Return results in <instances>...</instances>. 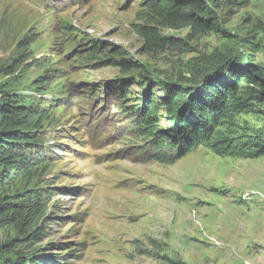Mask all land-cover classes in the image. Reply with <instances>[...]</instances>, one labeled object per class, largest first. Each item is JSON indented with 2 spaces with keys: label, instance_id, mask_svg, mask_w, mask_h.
I'll use <instances>...</instances> for the list:
<instances>
[{
  "label": "rangeland",
  "instance_id": "1",
  "mask_svg": "<svg viewBox=\"0 0 264 264\" xmlns=\"http://www.w3.org/2000/svg\"><path fill=\"white\" fill-rule=\"evenodd\" d=\"M202 1L211 30L159 28L185 45L149 51L134 29L142 0H0V87L45 114L47 163L31 183L53 193L39 264H264V155L199 146L160 163L130 130V107L160 98L162 82L197 76L202 89L231 77L245 89L250 69L263 75L253 109L224 126L244 139L264 132V0ZM109 57L137 67L124 73ZM12 237L0 229V245Z\"/></svg>",
  "mask_w": 264,
  "mask_h": 264
},
{
  "label": "trees",
  "instance_id": "2",
  "mask_svg": "<svg viewBox=\"0 0 264 264\" xmlns=\"http://www.w3.org/2000/svg\"><path fill=\"white\" fill-rule=\"evenodd\" d=\"M141 6L137 14L141 23L135 24L134 29L149 51L185 45L180 39L162 36L159 28L177 31L190 28L195 36L214 25L213 14L202 0H142ZM23 48L21 54L25 53L26 47ZM101 52V46L94 41L90 46L91 55L96 57ZM111 54L115 55L116 50ZM108 60L119 64L124 73L137 67L124 58L109 57ZM235 77L232 74L234 80ZM241 77L248 83L245 89L239 87L237 78L233 81L230 77L229 82L226 78L222 82L210 81L202 89H195L197 76L180 77L162 82L160 98L149 94L144 100L139 99L140 103L132 104L130 130L142 142L140 154L160 163H173L204 146L218 155L263 156L264 132L254 139H244L232 136L228 126H224L237 114L251 112L252 103L257 99L253 87L258 86L262 73L255 74L249 69ZM120 84L117 82V87ZM128 94L122 92L119 98L123 100ZM161 111L168 122L166 126L159 123ZM44 117L41 110L25 103L21 96L0 87V229L9 228L14 232V237L0 245V264L42 262L34 256L33 246L43 235V225L39 223L44 217L45 203L53 193L31 183L39 167L47 163L41 140Z\"/></svg>",
  "mask_w": 264,
  "mask_h": 264
}]
</instances>
